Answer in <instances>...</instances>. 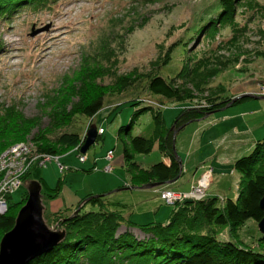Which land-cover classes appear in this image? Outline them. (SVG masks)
Returning <instances> with one entry per match:
<instances>
[{
	"label": "rangeland",
	"instance_id": "rangeland-1",
	"mask_svg": "<svg viewBox=\"0 0 264 264\" xmlns=\"http://www.w3.org/2000/svg\"><path fill=\"white\" fill-rule=\"evenodd\" d=\"M20 4L9 11L0 8L1 122L13 110L24 119L36 118L39 128L49 126L50 114L65 93L71 96L65 106L67 112L80 101L77 90L83 86L77 76L87 68L100 74L96 83L105 88L103 107L95 116L77 115L72 126L52 134L76 131L81 135L75 150L59 154L63 169L53 159L44 165L34 163L27 176L30 180L42 178L51 187L59 178L63 180L56 197L43 199L49 226L54 225L49 214H69L67 208L74 211L87 195L98 194L122 204L117 209L133 222H166L173 206L160 198V192L167 187L175 193H189L207 168L212 169L211 177L201 188L206 196L217 197L220 202L235 201L240 177L233 163L264 138V98H250L187 123L174 138L181 176L152 188H130L117 129L130 123V136L151 133V111L134 115L146 106L141 100L152 101L171 129L182 107L206 105L208 98L219 96L264 95V0H240L234 26L216 22L219 0H37ZM35 30L40 31L32 36ZM196 63L205 68L197 78L200 84L193 91L195 99L168 101L146 89L154 75L172 81L186 64ZM125 76L134 81L121 91L118 87ZM203 76L211 80L204 87L207 83L200 81ZM90 123L102 127L104 134L83 154L80 147ZM36 131L19 141L30 140ZM122 139L127 141L128 135ZM108 150L112 151L109 159ZM80 153L84 161L78 159ZM167 159L157 142L150 153L134 156L145 170ZM24 188L22 185L11 194L10 205L21 200ZM90 209L97 208L84 206L85 211ZM125 230L123 225L117 234ZM128 231L138 239L147 236L140 229ZM219 237L264 252L262 234L252 219L236 232L226 229ZM112 259L113 264H132L118 257Z\"/></svg>",
	"mask_w": 264,
	"mask_h": 264
},
{
	"label": "trees",
	"instance_id": "trees-1",
	"mask_svg": "<svg viewBox=\"0 0 264 264\" xmlns=\"http://www.w3.org/2000/svg\"><path fill=\"white\" fill-rule=\"evenodd\" d=\"M23 1L32 3L37 0H0V8L5 7L4 11H9L22 5L20 3ZM239 3L240 0H219L221 7L216 22L234 26ZM204 68L199 63L195 66L186 64L172 81L154 75L148 80L146 89L150 94L168 101L185 102L195 99L193 91L198 89L200 83L197 78ZM99 75L97 71L87 68L81 76H77L78 83L83 86L77 90L80 101L75 106L73 104L72 109L67 112L65 106L70 102L71 96L65 93L58 99L57 108L50 114V124L45 128L38 127L36 118L24 119L13 110L6 113L3 122L0 120V154L11 145L20 143L19 140L24 139L35 128L37 131L30 141L35 144L37 153L59 156L75 150L81 142L80 133L62 132L55 137L52 134L72 126L77 115L92 118L103 107L105 88L96 83ZM208 78L203 76L200 80L207 83L202 87L210 84L211 80L207 81ZM121 79L123 84L118 87L121 91L130 87L134 81L131 76ZM176 80L179 82L176 83ZM233 98L219 96L208 98L206 105L182 107L171 129L167 128L161 110L154 109L147 101L141 100L146 106L138 109L134 115L144 110L151 111V133L148 136H130V123L120 125L117 129V137L123 141L122 155L130 173L131 186L143 187L152 182L167 183L181 176L180 158L173 149L174 132H178L187 123L204 118L208 112L221 110ZM249 99L250 97L241 96L232 105ZM136 102L139 103L140 100ZM124 135H128L127 141L122 139ZM100 136L97 134L95 142ZM155 142L158 143V150L168 157L169 164L157 162L145 170L134 161V156L150 153ZM233 168L240 177L235 201L226 199L220 202L219 198L207 197L206 194L200 199L184 198L172 203L166 222H133L117 209L123 205L107 201L106 195H99L84 203L80 211L68 219L66 217L70 214H64V211L51 214L54 223L57 222L65 230V238L51 251L36 257L29 264H113V257L132 264H264L263 251H256L233 239L224 240L219 237L226 229L236 232L248 219L257 223L263 215L259 200L264 196V138L254 143L248 155L237 158ZM30 170L31 167L22 176L23 181L28 179ZM39 181L42 184L43 199L56 197L63 187L61 178L54 187L49 186L42 178ZM10 197L11 194L6 195L7 209L0 214V239L14 226L16 214L27 199V192L24 190L21 200L15 204H9ZM86 204L97 209L85 211ZM123 225L126 230L117 234ZM130 228L140 229L147 236L138 239L128 231ZM260 240L264 241V236Z\"/></svg>",
	"mask_w": 264,
	"mask_h": 264
},
{
	"label": "water",
	"instance_id": "water-1",
	"mask_svg": "<svg viewBox=\"0 0 264 264\" xmlns=\"http://www.w3.org/2000/svg\"><path fill=\"white\" fill-rule=\"evenodd\" d=\"M40 30L32 32V36ZM250 98H264V95L259 96L256 94H243L236 96L226 106L232 105L235 99L239 97ZM216 112H208L209 114ZM177 130L174 132V138ZM97 136V128L94 124L88 125L85 130L84 140L80 147V152L85 153L87 149L94 143ZM174 153L177 154L173 142ZM180 167L182 168L181 160L179 159ZM169 180L167 183L175 181ZM24 189L27 192V199L20 207L15 217L14 226L11 230L7 231L0 239V264H29V262L42 254L51 251L65 238V230L61 229L57 222L53 226L47 224L45 218V206L43 203L42 184L39 180L26 179L23 181ZM163 185L162 182H152L144 185L145 188H152L155 186ZM142 187V186H136ZM129 187H126L127 189ZM99 195H90L84 198L74 211L66 217V219L75 216L81 209L82 205L92 198ZM259 208L262 211V217L257 222L259 232L264 236V196L259 200Z\"/></svg>",
	"mask_w": 264,
	"mask_h": 264
},
{
	"label": "built area",
	"instance_id": "built-area-1",
	"mask_svg": "<svg viewBox=\"0 0 264 264\" xmlns=\"http://www.w3.org/2000/svg\"><path fill=\"white\" fill-rule=\"evenodd\" d=\"M261 89L264 92V85L261 86ZM147 103L155 105L152 101ZM103 132L104 129L102 127L97 128V134L101 135ZM111 156L112 151H109L108 157L110 158ZM53 159L59 164V169L62 170L63 166L59 163V156L37 153L35 144L30 140L15 143L0 154V214H3L7 209L6 195L12 194L23 185L22 176L25 172L34 163L44 165L47 161H52ZM78 159L84 161L85 156L80 153ZM211 172L212 170H208L204 173L198 180L197 187L193 188L189 193H175L170 190H164L160 193V198L166 203L172 204L175 201L191 196L203 197L205 192L201 188L204 185V181L210 179Z\"/></svg>",
	"mask_w": 264,
	"mask_h": 264
},
{
	"label": "crops",
	"instance_id": "crops-1",
	"mask_svg": "<svg viewBox=\"0 0 264 264\" xmlns=\"http://www.w3.org/2000/svg\"><path fill=\"white\" fill-rule=\"evenodd\" d=\"M103 134H104V132H103L101 135H103ZM109 151H111V150H108V151H107V154H106V156H107L108 159H109V157H108V152H109ZM164 163L169 164V159H167ZM92 170H93V169H92ZM208 170H212V169L207 168L206 171H203V172H202V174H203V173H206ZM197 171H198V169L196 170V172H197ZM201 176H202V175H201ZM43 180H44V179H43ZM45 182H46V181H45ZM46 183H47V182H46ZM166 184H168V183H164L163 185H166ZM130 188L133 189L134 187H130ZM140 188H141V187H140ZM143 188H145V187L143 186ZM116 190H118V189H116ZM164 190H169V189H168L167 187H165ZM164 190H163V191H164ZM189 192H190V191H189ZM187 193H188V192H187ZM71 209H72V208H67L66 210H67L68 212H71ZM45 214H47L46 211H45ZM69 214H71V213H69ZM49 215H51V214H49ZM169 216H170V215H169ZM169 216H168V218H169ZM168 218H167V220H168Z\"/></svg>",
	"mask_w": 264,
	"mask_h": 264
},
{
	"label": "clouds",
	"instance_id": "clouds-1",
	"mask_svg": "<svg viewBox=\"0 0 264 264\" xmlns=\"http://www.w3.org/2000/svg\"><path fill=\"white\" fill-rule=\"evenodd\" d=\"M85 135V134H84Z\"/></svg>",
	"mask_w": 264,
	"mask_h": 264
}]
</instances>
